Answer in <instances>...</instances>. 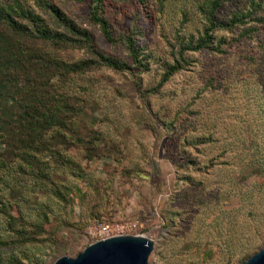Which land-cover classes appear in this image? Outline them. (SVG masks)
<instances>
[{"label": "rangeland", "instance_id": "1", "mask_svg": "<svg viewBox=\"0 0 264 264\" xmlns=\"http://www.w3.org/2000/svg\"><path fill=\"white\" fill-rule=\"evenodd\" d=\"M101 2L106 35L91 0H0L22 65L7 96L55 120L34 138L16 103L0 125V264L74 257L133 221L117 235L150 241L148 264H239L264 246V0Z\"/></svg>", "mask_w": 264, "mask_h": 264}, {"label": "trees", "instance_id": "2", "mask_svg": "<svg viewBox=\"0 0 264 264\" xmlns=\"http://www.w3.org/2000/svg\"><path fill=\"white\" fill-rule=\"evenodd\" d=\"M102 0H91V2L94 3V5H91L90 10H92L93 16L92 18L99 22L101 25V28L103 29L105 35H106V25L104 21L102 20L101 17H98L96 15L97 10L101 8L102 5ZM213 4L216 6L218 5V0H212ZM49 11L55 15L57 18H61L60 15H58L57 11L53 6H49ZM12 22V21H11ZM13 23V22H12ZM12 26V25H11ZM18 27V26H17ZM72 29V26L70 27ZM35 33L39 35V37L44 38L46 40H61L60 36L56 32L49 31L46 27L42 26L41 24L37 25L35 28ZM57 38V39H56ZM203 44L201 43H196L194 45H186V48L188 47H194L197 48L200 45H205L206 43L201 40ZM134 49L129 50V54L131 55L132 58H134ZM25 63H30L29 60L24 59ZM15 67L17 66L18 68H22V65L19 61V59L16 58V55L14 52H10V50L5 46L0 44V89H3V96L6 98V100H13L15 105H9L11 108L2 116L0 113V125L1 126H6L9 122H7L4 117H8L13 114V108L17 107L21 108L20 112L18 115L16 114V119L15 117L13 118V126H16L17 129L26 132L27 134L31 133L33 134L34 138L35 135L34 133L40 132L43 135V132L45 130L50 129L54 125V115L52 114L51 110H45L46 112H41L40 111V106L43 104L41 103L40 99L35 97L33 94H23L20 95L19 93L15 92L11 96H7L10 94V90H6V85L5 81L11 83V79L9 78L10 72H9V67ZM84 67L85 65L82 64L81 62L79 63H71L67 67V72L69 71H77L80 70ZM177 68L176 63L168 66V72H172ZM44 105V104H43ZM48 112V113H47ZM15 115V114H14ZM5 120V121H4ZM26 143H33V140H30L29 142Z\"/></svg>", "mask_w": 264, "mask_h": 264}, {"label": "water", "instance_id": "3", "mask_svg": "<svg viewBox=\"0 0 264 264\" xmlns=\"http://www.w3.org/2000/svg\"><path fill=\"white\" fill-rule=\"evenodd\" d=\"M151 242L137 235H112L85 246L74 257L60 256L52 264H148ZM239 264H264V246Z\"/></svg>", "mask_w": 264, "mask_h": 264}, {"label": "built area", "instance_id": "4", "mask_svg": "<svg viewBox=\"0 0 264 264\" xmlns=\"http://www.w3.org/2000/svg\"><path fill=\"white\" fill-rule=\"evenodd\" d=\"M136 226V221L114 226L104 224L98 227L95 231H93V234L96 235L97 238L102 239L104 237L112 236L113 234L117 235L118 233L132 232L136 228Z\"/></svg>", "mask_w": 264, "mask_h": 264}]
</instances>
